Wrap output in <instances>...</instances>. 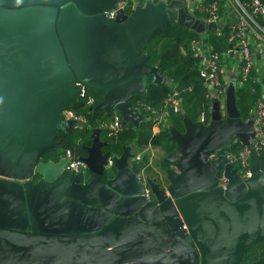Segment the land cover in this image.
<instances>
[{"label":"water","instance_id":"obj_1","mask_svg":"<svg viewBox=\"0 0 264 264\" xmlns=\"http://www.w3.org/2000/svg\"><path fill=\"white\" fill-rule=\"evenodd\" d=\"M121 1L0 0V234L103 240L62 251L0 250V264H241L264 243V158L252 148L251 176L243 178L225 157L234 140L250 146L255 133L238 109L236 80L224 106L213 102L208 123L186 119L184 131L172 129L175 154L159 177L138 179L144 162L134 159L135 143L106 167L104 129L93 132L79 170L67 168L65 155L44 161L64 147L59 133L83 128L62 115L80 100L77 83L104 92L98 108L139 129L145 117L131 98L161 82L144 71L139 48L170 23L199 34L217 29L192 14L187 0L146 3L129 16L119 10L109 22L105 11ZM212 153L220 158L210 161ZM222 176L226 190L218 187Z\"/></svg>","mask_w":264,"mask_h":264},{"label":"trees","instance_id":"obj_2","mask_svg":"<svg viewBox=\"0 0 264 264\" xmlns=\"http://www.w3.org/2000/svg\"><path fill=\"white\" fill-rule=\"evenodd\" d=\"M260 2L264 5V0ZM194 15L199 19L203 18L202 14L195 12ZM206 35L213 54L224 59L231 58L228 52L231 49L230 46H234L235 43L230 41L228 30H225L222 36H218L216 32H207ZM202 37L203 34L190 28L170 23L159 29L150 41L139 48L138 54L146 59L144 71H156L161 82L150 87L145 94L133 96L131 102L133 105L142 102L157 111L163 101L174 90H178L182 98L183 113L172 114L170 126L154 134L152 122L145 120L139 129L129 125L122 129L117 138L110 139L102 126L110 122L111 118L104 110L98 108L105 94L88 88V95L94 99V103L88 104V97L81 98L69 109L76 115L84 117L86 125L83 128L59 133L56 141L64 147L48 151L43 157L44 161L51 159L57 161L60 154H66L67 151H71L75 158L86 156L85 147L92 144V134L97 129H104L102 132L106 136L105 140L111 142V146L106 147L105 152L120 155L123 145L130 146L136 143L141 148L160 147L164 150L166 157L175 154L176 144L171 141L172 129L184 131L186 119L195 122L202 114L205 115L206 123L210 121L213 101L209 98L208 87L201 76L200 58L196 56L193 49V42L202 40ZM258 79L259 73L253 71L248 81L236 90L237 106L244 121L251 118L254 104L262 95L263 88ZM241 147V144L234 146L235 150H240ZM262 157L264 158V155ZM161 163L164 168H167L168 165L164 161ZM262 258H264V243L253 246L244 255L241 264H253Z\"/></svg>","mask_w":264,"mask_h":264},{"label":"built area","instance_id":"obj_3","mask_svg":"<svg viewBox=\"0 0 264 264\" xmlns=\"http://www.w3.org/2000/svg\"><path fill=\"white\" fill-rule=\"evenodd\" d=\"M171 0H122L115 8L105 11V16L109 22H116L118 19V11L123 10L124 14L129 16L137 7L144 6L146 3H166ZM230 6L234 7L238 12V21L234 24H223L225 9ZM187 7L189 11L194 14H202V20L206 24H215L217 26L216 34L222 36L225 30L230 32V41L235 43L232 49L229 50L228 55L237 54L238 56V81L239 87L243 86L248 81L253 71L259 73L257 61V53H260L259 47L264 45V5L260 0H187ZM193 49L201 60L200 70L201 76L207 87L218 94L217 96H224L227 86L222 80V68L224 57L221 58L208 50L205 54L201 40L193 42ZM261 56V55H260ZM261 84V81L258 79ZM79 89L78 97L87 98L88 104L92 105L94 99L88 95V87L81 83L76 84ZM262 85V84H261ZM263 88V86H262ZM219 99V98H218ZM144 115L145 120L152 122L153 128L163 129L170 121L172 114H177L183 111L182 98L178 90H174L164 101L159 110L155 111L150 106L139 102L134 105ZM66 120H78L83 127L86 125V119L82 116L76 115L71 110L62 114ZM254 137L251 138L250 146H243L238 140L230 145L225 157L228 164L232 165L233 173L244 177H250V153L251 149L255 148L257 153L264 155V88L262 95L254 104ZM108 123L103 124V128L107 131L108 138L115 139L122 131V119L117 112H113ZM201 120L206 123L205 115L202 114ZM241 144L240 150H235L234 146ZM116 154L110 153L106 167L113 166V157ZM220 157L217 153H212L209 156L210 161H216ZM66 159L69 161L68 169L79 170L85 166L82 158H75L71 151L66 152ZM134 159L138 162H144V167L138 175V179L143 181L146 172L151 168L152 159L146 160L142 154L134 155ZM229 180L222 176L218 179V187L226 190ZM150 198V190L146 188V194Z\"/></svg>","mask_w":264,"mask_h":264},{"label":"crops","instance_id":"obj_4","mask_svg":"<svg viewBox=\"0 0 264 264\" xmlns=\"http://www.w3.org/2000/svg\"><path fill=\"white\" fill-rule=\"evenodd\" d=\"M237 21H238V12H237V10L234 7L228 6L225 9V14H224V18H223L222 23L226 24V25H229V24L237 23ZM201 44H202V48H203L205 54H207L208 50L210 49V46H209V43H208V38H207L206 33L203 34V37H202V40H201ZM259 49H260V53H261L260 54L261 55L260 56V60H263L262 64L264 65V45H261L259 47ZM230 57H231L230 59H232V67H231V64L228 63V61L230 59H224L223 68H222V80H223L224 84L227 86V88H228V86H229L231 81L236 80L237 88H238L239 87V84H238V72H237V67H236V63H238V56H237V54H233V55H230ZM200 62H201V60H200ZM237 66H238V64H237ZM263 74H264L263 70L260 69V67H259V80L260 81L262 80V78H264ZM208 90H209V92H208L209 98L213 102H215L218 98L221 100V96H217L218 94H215L211 90L210 87H208ZM225 94H226V92H225ZM224 97H225V95H224ZM224 101H225V98H224V100H221L222 106H224V103H225ZM182 113H183V111H182ZM253 114H254V108L252 110L251 118L249 120H247V121H253V125H254ZM201 116H200V118H201ZM200 118H198V119H200ZM167 126H170V121L168 122ZM159 132H160V128H153V133L154 134L155 133H159ZM102 135H103V132H101V134H100V137H101L102 141H107V140H105L104 137L102 138ZM133 154L134 155L142 154L143 156H145L146 160H149V158L152 159V160L153 159L158 160V164H157L158 167H152L153 164L151 165L152 172L153 171L154 172L153 173L151 172L150 174L153 177H159V174H161V172L163 171L162 169H164V167L162 166L161 162L162 161L165 162V159L167 158L165 153H164V150L162 148L153 147V146H145V147L141 148L140 146H138V144H136V148H135V150H133ZM151 163H153V162H151ZM158 250H160V249H158Z\"/></svg>","mask_w":264,"mask_h":264},{"label":"rangeland","instance_id":"obj_5","mask_svg":"<svg viewBox=\"0 0 264 264\" xmlns=\"http://www.w3.org/2000/svg\"><path fill=\"white\" fill-rule=\"evenodd\" d=\"M228 63L231 64L232 67V59L228 61ZM258 67L263 70L264 73V65L263 60L257 61ZM238 63H236L237 72L238 70ZM264 75V74H263ZM224 96L222 95L221 100H224ZM103 137H106L103 135ZM135 150V149H134ZM152 167H158V160L153 159L152 160ZM150 173L152 172V168L148 169ZM154 172V171H153ZM152 172V173H153ZM135 229L127 230L125 231V235H132L134 234ZM136 232H138L136 230ZM2 237H0V250L1 251H15V252H42V251H62V250H70L74 248H81L84 246L92 245V244H101L103 240H97L94 242L91 241H76L72 243H67L65 241H55V240H44V239H38L33 241H24L18 236H12V235H6L4 236L3 233H1ZM122 236V235H121ZM12 239V240H11ZM6 242V243H4Z\"/></svg>","mask_w":264,"mask_h":264},{"label":"flooded vegetation","instance_id":"obj_6","mask_svg":"<svg viewBox=\"0 0 264 264\" xmlns=\"http://www.w3.org/2000/svg\"><path fill=\"white\" fill-rule=\"evenodd\" d=\"M107 141H108V140H107ZM109 142H110V141H109ZM61 155H65V156H66V154H64V153L60 154V156H61ZM48 161H49V160H48ZM149 173H150V171H149Z\"/></svg>","mask_w":264,"mask_h":264}]
</instances>
